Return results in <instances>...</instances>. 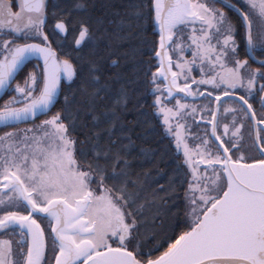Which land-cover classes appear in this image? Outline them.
<instances>
[{
    "label": "snow or ice",
    "instance_id": "1",
    "mask_svg": "<svg viewBox=\"0 0 264 264\" xmlns=\"http://www.w3.org/2000/svg\"><path fill=\"white\" fill-rule=\"evenodd\" d=\"M0 264H264V0H0Z\"/></svg>",
    "mask_w": 264,
    "mask_h": 264
}]
</instances>
